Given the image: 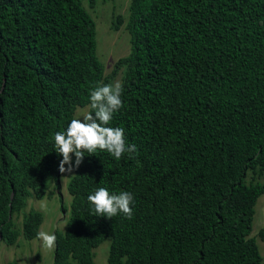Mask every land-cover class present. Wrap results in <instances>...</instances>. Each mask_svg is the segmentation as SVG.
Wrapping results in <instances>:
<instances>
[{"label": "trees", "instance_id": "trees-1", "mask_svg": "<svg viewBox=\"0 0 264 264\" xmlns=\"http://www.w3.org/2000/svg\"><path fill=\"white\" fill-rule=\"evenodd\" d=\"M96 5L0 0L7 246L37 235L42 214L24 210L60 175L54 133L89 110L92 86L109 83L96 55ZM115 20L130 51L114 66L124 106L109 126L123 127L138 155L85 153L67 185L69 219L55 233L53 264H94L105 239L107 264H264V226L251 236L264 196V0H129ZM98 187L131 192L132 219L95 216L87 196Z\"/></svg>", "mask_w": 264, "mask_h": 264}, {"label": "clouds", "instance_id": "clouds-1", "mask_svg": "<svg viewBox=\"0 0 264 264\" xmlns=\"http://www.w3.org/2000/svg\"><path fill=\"white\" fill-rule=\"evenodd\" d=\"M106 68L107 67L104 64L105 72H106ZM113 71H114V67L110 75H106L104 73V77H106V79L109 80L108 84H104L103 82H97L94 86L90 88L88 93L89 110L85 112L82 116L72 118L70 122L67 124L66 129L57 131L53 135L55 150L58 153V155L62 157V159L60 160L59 163L60 175L59 177L56 178V181L51 180V182H53L54 184V188L56 190L55 194L58 195L59 197L61 203L60 208L63 215L69 212V208H68L69 206L66 207L63 204V198L61 195L60 184H61L62 174L63 173L71 174L75 168H78L85 157V153H88L89 156H92L97 151H103V152H107L115 160H120L125 153L129 154V159H135L136 155H138L137 146L135 144H130L127 141L125 135V129L119 126L117 127L109 126L112 123L114 114L117 113L124 106L122 100V94L124 91L123 83L121 81L122 78L120 72H117L114 75ZM115 76L119 77L120 81L117 80L112 83V80ZM73 156L75 157L74 163L72 159ZM51 182L49 183V185L51 184ZM49 185L47 186L46 190H44L42 199L49 196L47 191ZM66 192L68 194L67 189ZM31 199L34 198H29L28 200ZM28 200H27V206L24 210L25 213L29 212V210H26L28 207ZM87 201L91 206L92 213L97 217H104L109 220L121 214L126 219H132L133 217L132 206L134 204V197L131 192L128 191H119L118 193L110 192L107 187H98L87 196ZM63 207L65 208V211ZM20 215L21 217L23 216V214L21 213L16 217ZM15 218H14V222H15ZM41 223L39 224V226L41 225ZM21 224H22V218H21ZM66 228H67V224L63 231L55 230L53 233H50L44 230L38 232L37 230V235L35 238L38 241L42 242V246L44 248L54 249L55 251V243L57 240L55 233L56 232L63 233L65 232ZM94 249L92 250L93 263H94V252H93Z\"/></svg>", "mask_w": 264, "mask_h": 264}, {"label": "rangeland", "instance_id": "rangeland-1", "mask_svg": "<svg viewBox=\"0 0 264 264\" xmlns=\"http://www.w3.org/2000/svg\"><path fill=\"white\" fill-rule=\"evenodd\" d=\"M97 0V5L90 13L96 23V55L101 63L106 65V75H110L115 62L129 54L128 36L123 26L117 31L112 29L113 23L116 21L115 16L125 17L127 14V6L129 0H108L101 3ZM96 17V18H95ZM119 77L115 76L112 83L117 81ZM87 112V107L77 109L74 117L82 116ZM67 167V166H65ZM73 176L63 173L61 177V195L63 204L68 207L70 205V196L66 189L68 182ZM66 186V188H65ZM48 197L42 200H28L26 210L34 209L43 216V221L38 228L53 233L55 230L63 231L69 219V212L65 215L61 211V203L53 182L48 188ZM58 192V190H57ZM69 208V207H68ZM21 215L15 218L17 227L21 225ZM264 226V196H260L255 206V216L252 225L251 236H256L257 232ZM110 239L102 241L96 249H94V264H107V255L109 251ZM259 252L264 262V242L257 239ZM54 249H46L42 246V242L36 238L27 240L20 236L14 246H7L0 242V264L15 262L16 264H53Z\"/></svg>", "mask_w": 264, "mask_h": 264}]
</instances>
